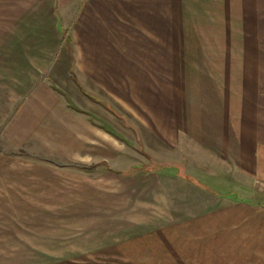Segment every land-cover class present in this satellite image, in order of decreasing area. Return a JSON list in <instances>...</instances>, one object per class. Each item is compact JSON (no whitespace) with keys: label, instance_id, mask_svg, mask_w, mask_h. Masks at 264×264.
<instances>
[{"label":"crops","instance_id":"crops-1","mask_svg":"<svg viewBox=\"0 0 264 264\" xmlns=\"http://www.w3.org/2000/svg\"><path fill=\"white\" fill-rule=\"evenodd\" d=\"M68 50L73 87L63 80L61 88L56 67ZM1 93L7 97L0 146L16 152H0V264H34L40 238L49 243L52 236L57 196L72 203L71 184L58 181L73 173L56 171L52 156L73 159L58 167L85 174L80 162L98 153L88 152L80 127L73 145L71 117L83 116L85 133L90 126L113 143L125 140L88 103L115 117L140 145V132L155 131L157 141L183 151L189 140L191 149L189 172L182 152L174 161L137 165L121 162L112 144L107 160L117 167L101 178L136 190L169 174L235 204L217 210L208 201L206 219L157 221L160 233L174 227L177 237L192 238L193 264H251L247 257L264 264V0H0ZM140 99L145 108L157 101L148 129L118 108L141 107ZM92 142L96 150L103 146ZM114 188L115 196L129 189ZM229 208H238L234 219L216 214ZM233 241L254 245L255 255H225Z\"/></svg>","mask_w":264,"mask_h":264},{"label":"rangeland","instance_id":"rangeland-1","mask_svg":"<svg viewBox=\"0 0 264 264\" xmlns=\"http://www.w3.org/2000/svg\"><path fill=\"white\" fill-rule=\"evenodd\" d=\"M65 20L62 19V22ZM63 22V23H64ZM68 33V26L65 29V35ZM65 39V45L69 44V41ZM70 51H66L64 54H60L58 59L60 64L56 67L55 84L61 88H66L63 80L73 87L68 79L66 69L70 62ZM12 69H8L11 73ZM189 86V85H185ZM75 91V88H73ZM78 95V94H77ZM7 94H0V107L2 99L6 98ZM155 95H151V100ZM79 103V99H75ZM151 100L146 101L149 103ZM131 103V102H130ZM140 103L142 106L133 108H122L128 113L129 118L133 123H139L140 127L148 129L151 127L152 117L150 113L158 112L156 109L157 101L154 108L143 107L144 99H140L136 104ZM154 103V99L152 100ZM135 104V102H134ZM88 107H91L102 118L99 121L118 130L120 134L125 137L123 139H130L131 145H128L125 140L122 142L113 143V138L104 134L101 136V131L96 128L90 127L87 133L83 131L84 122L82 118L75 116L71 117L72 129H73V145L75 140V128L80 127L82 133L88 137V152L100 155L104 157L98 159L93 156L91 159H87L84 162H80L81 165H86L84 168L85 174H78L75 170L58 167L65 165L66 163L73 162L64 155L56 153L52 156L58 164L56 171L65 172L72 171L71 180L67 174H65L66 181L63 177L58 181L66 186L71 184L72 187V203H63L62 196H57L56 212L51 215L49 222L50 232L52 236L49 238V243H43L45 238H40L38 244L39 259L34 260V264H193L190 257H192V238L189 237H177L175 234V228H165L163 233H160L158 227L156 228L157 221L160 224H166L169 221L175 223L181 220L187 222L192 219L193 216H201L207 218L209 214L205 209L207 208L208 201L210 204L214 202L216 209H223L229 205H235L225 199L217 198L213 199L208 197L202 192H196L195 186L178 178H171V176H160L161 182L146 183L137 187L136 190L129 188L127 184L118 182L117 180L107 179L109 174V166L117 167L115 163H111L109 160L112 156V144L120 149L119 159L123 163L129 164H148L152 161H167L176 158V151L183 153V160L187 171L191 172V154L189 140L183 141V151L175 146H171L170 143L160 142L159 136L155 131L140 132L143 144L140 145L132 132L125 130L121 126V122H118L115 117L110 115L107 111L98 106H93L88 103ZM132 111H134L132 113ZM149 113V114H146ZM154 116V115H152ZM4 117L0 116L1 120ZM137 125V124H136ZM138 126V125H137ZM103 141V146L96 150V145L92 141ZM174 143V142H173ZM13 151L14 148H4L0 146V152ZM31 150V149H28ZM18 152L23 153L24 150L20 149ZM179 158V156H177ZM78 163V164H80ZM125 164V166H129ZM105 177L101 178V173ZM75 173V174H74ZM152 178H155L152 176ZM151 179V177L149 178ZM71 181V183H69ZM126 183V181H125ZM124 185L129 188L126 190H119V195L115 196L114 186ZM58 187V186H57ZM103 191V193L99 192ZM119 204V209L117 208ZM227 204L228 206H224ZM126 205H131L129 214L124 211ZM228 209V208H227ZM238 208H229L225 213L217 211L216 214L226 215L234 219L235 212ZM119 211V212H115ZM239 214V213H238ZM243 214V213H242ZM221 215H217L216 219H219ZM222 218V217H221ZM183 222V223H186ZM174 223V224H175ZM158 224V225H160ZM155 225V226H154ZM150 230V231H149ZM191 231V228H187ZM35 231V229L33 230ZM238 232V230L234 231ZM235 240V239H233ZM225 255L232 257L240 256V253H245L249 256H253L256 253L254 245L251 244H239L233 241V244L228 245L225 248ZM34 250V249H33ZM218 255H224L223 252L217 251ZM184 258V259H183ZM249 263L255 264V260L249 259ZM238 261V260H236ZM234 263V260L231 259Z\"/></svg>","mask_w":264,"mask_h":264}]
</instances>
